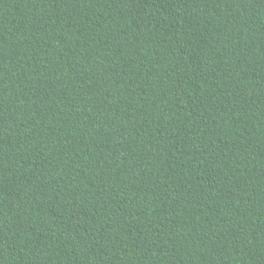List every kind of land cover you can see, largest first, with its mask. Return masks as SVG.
<instances>
[{"label":"trees","instance_id":"1","mask_svg":"<svg viewBox=\"0 0 264 264\" xmlns=\"http://www.w3.org/2000/svg\"><path fill=\"white\" fill-rule=\"evenodd\" d=\"M0 264H264V0H0Z\"/></svg>","mask_w":264,"mask_h":264}]
</instances>
